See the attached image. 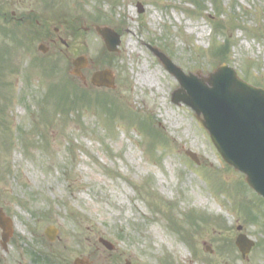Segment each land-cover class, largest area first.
Masks as SVG:
<instances>
[{
    "label": "rangeland",
    "instance_id": "obj_1",
    "mask_svg": "<svg viewBox=\"0 0 264 264\" xmlns=\"http://www.w3.org/2000/svg\"><path fill=\"white\" fill-rule=\"evenodd\" d=\"M6 10L48 20L58 33L49 36L54 43L32 41L31 60L16 56L25 61L0 79V208L14 232L6 252L0 245V264H34L28 249L61 252L68 264L80 254L94 264H264V201L221 159L193 110L172 102L178 83L147 47L186 74L200 72L208 87L207 73L225 63L264 90V0H11ZM35 21L26 17L16 36L29 35ZM94 25L120 35L117 53L106 51ZM40 41L50 48L45 55ZM221 45L226 52L218 55L213 47ZM0 47L24 52L1 35ZM81 54L87 85L71 74ZM103 69L111 87L91 85ZM138 73L148 82L139 84ZM61 82L86 99L56 109L50 88ZM104 98L120 112L107 116ZM126 109L150 131L122 118ZM47 225L58 230L54 243L44 236ZM239 232L255 243L244 259L234 244Z\"/></svg>",
    "mask_w": 264,
    "mask_h": 264
},
{
    "label": "water",
    "instance_id": "obj_2",
    "mask_svg": "<svg viewBox=\"0 0 264 264\" xmlns=\"http://www.w3.org/2000/svg\"><path fill=\"white\" fill-rule=\"evenodd\" d=\"M95 30L103 39L108 51H118L119 35L106 26H96ZM148 47L179 83L180 87L171 94L172 101L176 104L182 101L194 110L195 117L208 130L222 159L234 169L243 172L246 183L264 198V91L239 79L236 72L224 64L210 72L208 87L194 74L185 75L181 68L173 64L158 48ZM38 48L43 52L47 50L42 44ZM86 63L84 56L75 59L72 73L83 79L80 70ZM110 77V71L103 70L93 74L92 82L110 86ZM183 90H186V95H182ZM186 154L198 162L194 153L187 151ZM0 228L1 244L6 247V242L12 235L11 222L1 210ZM51 229L52 227L46 228V235L53 240L55 232ZM101 241L108 249L112 248L105 240ZM235 244L243 257L254 245L242 234L237 237ZM207 248L209 249L208 246Z\"/></svg>",
    "mask_w": 264,
    "mask_h": 264
},
{
    "label": "flooded vegetation",
    "instance_id": "obj_3",
    "mask_svg": "<svg viewBox=\"0 0 264 264\" xmlns=\"http://www.w3.org/2000/svg\"><path fill=\"white\" fill-rule=\"evenodd\" d=\"M11 3V0H0V35L2 38L5 40V38L10 37L12 40L15 41L14 39V33L15 30H21V24H23V20L26 19L23 15H20L17 18H13V13H10V16H7V5ZM16 20V21H15ZM38 25H41L39 22H37ZM45 37L49 38V34L46 32V27L41 26ZM11 34V35H10ZM23 41H19V47H23V51L19 49L14 50L15 48H9L8 47L0 50V79L3 78V73H7L6 69H9L11 72L15 73L17 72L18 68V62L21 61L23 63L25 60L23 58L21 60L16 59V56L22 57L23 55H27L29 59L31 60L30 56V49L29 46L31 44V38L25 36ZM60 39V37H59ZM53 43L55 42L53 39L49 38ZM6 60L10 61V64H7ZM27 60V59H26ZM26 66V65H25ZM3 111L0 110V113ZM1 116V115H0ZM58 237H56L57 240ZM98 239V238H97ZM99 243V239L97 240ZM37 253H40V251H36ZM52 256H57L58 255V260H56L57 264H68L65 262V256L61 252H53L50 251ZM96 254L95 252L92 253L91 255ZM72 264H94V261L91 260V258H88L87 256L84 255H79V257H75L72 260ZM77 262V263H76Z\"/></svg>",
    "mask_w": 264,
    "mask_h": 264
},
{
    "label": "trees",
    "instance_id": "obj_4",
    "mask_svg": "<svg viewBox=\"0 0 264 264\" xmlns=\"http://www.w3.org/2000/svg\"><path fill=\"white\" fill-rule=\"evenodd\" d=\"M216 26L217 27H219V24H216ZM226 48H227V45H221L220 47H214L213 49H214V52L216 53V54H220V53H222V54H224L225 52H226ZM76 97V96H75ZM67 100H69V96H67L66 97V101ZM71 100V99H70ZM69 100V101H70ZM111 112L113 111V110H111V109H109ZM130 113V112H129ZM129 116V115H128ZM135 118H137L136 116H134ZM130 118L131 119H134L133 118V115L131 114V116H130ZM134 120H136V119H134ZM142 124H143V122H142Z\"/></svg>",
    "mask_w": 264,
    "mask_h": 264
},
{
    "label": "bare ground",
    "instance_id": "obj_5",
    "mask_svg": "<svg viewBox=\"0 0 264 264\" xmlns=\"http://www.w3.org/2000/svg\"><path fill=\"white\" fill-rule=\"evenodd\" d=\"M155 18V14H154V16H152V19H154ZM129 47L131 46L130 45V43H128L127 44ZM137 77H138V79H137V82L139 83V84H145L146 82H148V77L146 76V75H144L143 73H138L137 74ZM92 91V90H91ZM94 91V90H93Z\"/></svg>",
    "mask_w": 264,
    "mask_h": 264
}]
</instances>
